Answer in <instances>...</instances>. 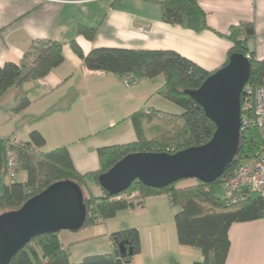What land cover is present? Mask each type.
<instances>
[{"label":"crops","instance_id":"crops-1","mask_svg":"<svg viewBox=\"0 0 264 264\" xmlns=\"http://www.w3.org/2000/svg\"><path fill=\"white\" fill-rule=\"evenodd\" d=\"M162 1L0 0V67L20 63L37 40L61 43L64 56L46 78L11 89L0 102V196L15 183L5 176V150L12 139L27 143L31 133L38 132L45 140L39 153L66 147L75 169L86 175L100 169V149L137 141L130 119L134 113L143 108L177 110L157 94L165 82L162 75L143 79L139 73L120 77L89 71L71 49L72 40L84 54L100 48L174 51L213 73L228 60L231 28L248 22L254 25L255 36L247 46L258 61L264 60V0H199L210 27L202 31L164 22ZM80 28L96 30L94 40L83 37ZM125 80L132 84L127 86ZM22 99L29 103L17 110ZM254 162L241 164L252 167ZM19 178L17 183H25L27 173L21 171ZM181 183L177 188L194 185ZM89 185L100 196L96 183ZM179 211L167 194L151 196L135 209L119 211L80 232L62 231L58 238L72 264L110 254V235L127 229L138 230L141 242L140 252L128 264L202 262L200 249L179 243L175 221ZM229 239L225 264H264V218L233 223Z\"/></svg>","mask_w":264,"mask_h":264},{"label":"trees","instance_id":"trees-1","mask_svg":"<svg viewBox=\"0 0 264 264\" xmlns=\"http://www.w3.org/2000/svg\"><path fill=\"white\" fill-rule=\"evenodd\" d=\"M160 5L163 21L166 23L182 25L194 31L210 29L199 0H164ZM79 33L93 41L96 30L80 28ZM253 36L255 28L252 23L243 22L231 28L227 38L233 46L222 68L229 64L232 55H244L251 63L248 84L257 88L264 83V60L258 61L255 53L247 46V40ZM70 47L89 71L113 73L120 77L139 73L143 79L162 75L165 82L157 94L174 104L181 112L171 114L143 108L134 113L130 119L135 127L137 141L100 149V169L86 175L75 169L66 147L39 153L37 149L45 145V140L38 132L31 133L30 140L23 143L19 150L20 170L27 173V181H16L5 187L0 196V214L20 209L29 199L55 182L69 180L78 184L84 193L88 215L83 229L80 230L83 231L115 217L119 211L141 206L148 197L167 194L172 204L180 208L175 217L179 243L182 246L198 248L203 254V261L196 264H225L231 247L230 226L236 222L264 218V197L241 192L234 200L226 197L225 192L222 198L215 197L213 192L218 188L223 190L224 178L243 161L256 160L263 154L264 147L259 130L249 126L241 132L242 143L237 156L224 175L211 184H203L197 180V184L177 188L183 181L180 180L166 188L153 189L136 181L120 194L126 195L127 199H118L119 195L111 196L100 186L99 177L127 155L175 154L201 146L212 139L216 130L215 124L206 117L203 109L186 91L198 89L215 72L203 70L174 51L100 48L84 54L75 40L70 42ZM63 62L61 43L50 40L34 41L20 63H7L0 67V102L11 89L20 88L31 80L46 78ZM28 103L26 99H22L16 109H24ZM89 182L96 183L100 196L94 195ZM58 235L59 233L47 234L34 238L18 253L12 264H72L66 251L62 249ZM110 241L113 249L110 254L90 256L79 264H128L141 249L140 235L136 229L113 233ZM125 241L129 242L128 247L133 249V253L122 257L119 245Z\"/></svg>","mask_w":264,"mask_h":264},{"label":"water","instance_id":"water-1","mask_svg":"<svg viewBox=\"0 0 264 264\" xmlns=\"http://www.w3.org/2000/svg\"><path fill=\"white\" fill-rule=\"evenodd\" d=\"M250 76L249 58L232 55L229 64L208 77L198 89L186 91L215 124L212 139L175 154L127 155L99 177L102 189L118 196L136 181L163 189L185 179L211 184L221 178L242 143L241 97ZM87 215L84 193L78 184L69 180L53 183L20 209L0 214V264H12L36 237L80 231ZM128 245L127 241L120 243L122 257L133 253Z\"/></svg>","mask_w":264,"mask_h":264},{"label":"built area","instance_id":"built-area-1","mask_svg":"<svg viewBox=\"0 0 264 264\" xmlns=\"http://www.w3.org/2000/svg\"><path fill=\"white\" fill-rule=\"evenodd\" d=\"M125 84L130 86L132 83L125 80ZM241 122L242 131L249 126H254L259 130L264 147V83L257 88L248 83L244 87L241 101ZM22 146L23 143L18 139L7 142L5 176L13 182L19 180L21 172L19 150ZM223 190L226 197L234 198V200H236L235 196L241 192L246 195L256 194L264 197V152L255 160L252 167L240 164L227 175L224 178ZM122 198L127 199L128 197L126 195L118 196V199Z\"/></svg>","mask_w":264,"mask_h":264},{"label":"rangeland","instance_id":"rangeland-1","mask_svg":"<svg viewBox=\"0 0 264 264\" xmlns=\"http://www.w3.org/2000/svg\"><path fill=\"white\" fill-rule=\"evenodd\" d=\"M175 108H177V110L175 109V111H167V110H165V111H167V113H171V114H176V113H180L181 111H180V109L178 108V107H176L175 106ZM20 179V178H19ZM182 182H184V183H181V185H185V184H189V183H198V181L197 180H195V179H185V180H183ZM223 191L224 190H222V189H220V188H218V189H215L214 190V192H213V194H214V196L215 197H217V198H222L223 197ZM36 250H37V247H36Z\"/></svg>","mask_w":264,"mask_h":264}]
</instances>
